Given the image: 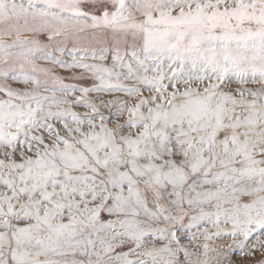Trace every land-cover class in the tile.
<instances>
[{"label": "snow or ice", "instance_id": "obj_1", "mask_svg": "<svg viewBox=\"0 0 264 264\" xmlns=\"http://www.w3.org/2000/svg\"><path fill=\"white\" fill-rule=\"evenodd\" d=\"M0 264H264V0H0Z\"/></svg>", "mask_w": 264, "mask_h": 264}]
</instances>
